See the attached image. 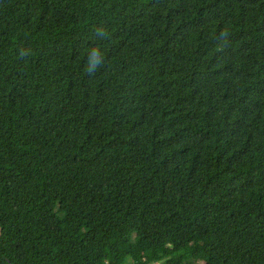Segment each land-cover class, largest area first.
<instances>
[{"label":"trees","instance_id":"16d2710c","mask_svg":"<svg viewBox=\"0 0 264 264\" xmlns=\"http://www.w3.org/2000/svg\"><path fill=\"white\" fill-rule=\"evenodd\" d=\"M0 264H264V0H0Z\"/></svg>","mask_w":264,"mask_h":264},{"label":"water","instance_id":"95a60500","mask_svg":"<svg viewBox=\"0 0 264 264\" xmlns=\"http://www.w3.org/2000/svg\"><path fill=\"white\" fill-rule=\"evenodd\" d=\"M2 236H3V229L0 227V240H1Z\"/></svg>","mask_w":264,"mask_h":264}]
</instances>
